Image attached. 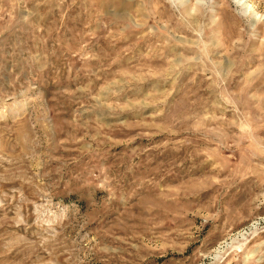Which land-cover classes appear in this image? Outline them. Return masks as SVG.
I'll list each match as a JSON object with an SVG mask.
<instances>
[{
    "label": "rangeland",
    "instance_id": "374dc122",
    "mask_svg": "<svg viewBox=\"0 0 264 264\" xmlns=\"http://www.w3.org/2000/svg\"><path fill=\"white\" fill-rule=\"evenodd\" d=\"M0 264H264V0H0Z\"/></svg>",
    "mask_w": 264,
    "mask_h": 264
}]
</instances>
